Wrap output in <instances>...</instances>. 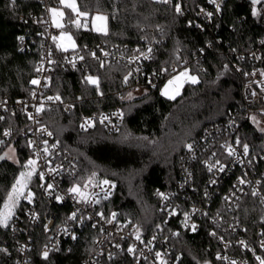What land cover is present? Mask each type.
I'll use <instances>...</instances> for the list:
<instances>
[{
    "label": "trees",
    "instance_id": "obj_1",
    "mask_svg": "<svg viewBox=\"0 0 264 264\" xmlns=\"http://www.w3.org/2000/svg\"><path fill=\"white\" fill-rule=\"evenodd\" d=\"M76 1L90 16L96 10L108 16L105 35L94 30L90 22L84 27L80 20L81 26L77 28L75 23H70L74 21V12L66 8L65 28L73 32L79 47L102 41L107 45L132 47L143 42L150 28L159 31L160 42L154 57L145 63L139 86L133 78L125 80L130 68L123 62L89 63L90 72L98 78V88L86 81V72L81 69L58 65L51 75V92L72 101L82 97L80 109L87 112L124 109L125 121L118 132L107 131L99 124L81 130L78 106L67 112L61 104L53 103L44 110L54 137L63 148L77 156L81 179L91 181L107 176L116 180V192L106 202L108 212L131 220L145 236H149L160 229L166 230L164 223L167 221L159 210L157 190L177 182L188 143L206 126L226 119L230 111L244 112L241 75L233 68L231 50L247 49L264 36L260 2L226 0L219 18L220 28L210 31L199 29L193 21L197 6L205 0L187 1L190 7L187 14L177 12L174 1ZM253 9L256 15H253ZM43 13L41 0H15L14 4L12 0H0V98L18 99L31 94V80L41 56L37 31ZM22 35L27 36L29 43L24 50ZM208 43L213 47H208ZM182 60L199 73L200 79L195 84L186 81L175 99H170L160 88L169 74L163 76L158 72L168 69L172 63L181 65ZM152 81L157 84L153 85ZM138 88L142 92L137 93ZM10 123L16 122L0 120V128ZM262 123L264 125V117ZM241 130L256 150L262 148L264 128L249 119H242ZM15 147V159H0V210L31 154L27 141L20 135L15 139ZM194 165L200 182L204 171L200 165ZM27 203L21 199L11 212L8 226L0 229V264H15L17 243L24 235L22 223ZM43 205L47 204L43 202ZM53 209L60 213L69 208L55 204ZM255 214L252 204H248L241 211V218L252 226ZM170 227L177 228V234L170 236V240L177 249L179 264H216L214 254L218 246L208 228L190 234L175 225ZM30 230L33 241L31 264H81L94 253L97 231L91 226L83 228L78 239L48 253L46 258L41 248L50 231L45 229L43 221ZM97 264L136 262L132 256L123 253Z\"/></svg>",
    "mask_w": 264,
    "mask_h": 264
},
{
    "label": "built area",
    "instance_id": "obj_2",
    "mask_svg": "<svg viewBox=\"0 0 264 264\" xmlns=\"http://www.w3.org/2000/svg\"><path fill=\"white\" fill-rule=\"evenodd\" d=\"M41 1L44 13L39 18L41 27L37 31L41 56L31 80V83L33 80H38L39 83H32L31 94L27 96L18 99L0 98V117H3L0 120L11 119L16 122L0 128V141L3 142L0 143V155L15 159V139L20 135L31 150L30 156L24 162L23 172L32 171L31 167H25L29 160L36 161L35 171L24 188V199L28 201L22 223L24 235L17 243L14 263L31 264L33 241L30 229L43 221L45 229L50 231L41 248L43 254L45 251H57L65 244L69 245L79 238L82 229L87 226L97 231L94 253L81 264H97L123 253L132 256L136 264H179L177 249L170 240V236L177 234V228L170 227L171 224L190 234L208 228L218 246L214 254L216 264H260V260L264 259V143L260 150H256L243 136L241 121L249 119L255 124L263 122L264 36L247 49L231 50L233 68L241 75V102L244 112L239 114L237 111H230L226 119L206 126L196 139L188 143L192 147L189 149L187 145L177 182L157 190L159 210L167 221L164 223L166 230L160 229L145 236L136 223L116 214L113 217L108 212L106 202L116 192L115 179L102 176L90 181L79 177L77 156L63 148L54 137L46 123L44 110L53 103L61 104L67 112L78 106L81 130L94 128L99 124L107 131L118 132L125 121L124 109L117 107L94 112L80 109L82 97L72 101L65 99L60 93L51 92V75L61 65L84 70L85 77L92 76L97 79L90 72V62L101 65L123 62L130 68L126 77L133 78L135 85L139 86L145 63L156 53L160 42L159 31L150 28L143 42L132 47L107 45L102 41L96 45L78 46L65 51L58 47L57 40H53L60 29L53 24L49 12L52 6L59 5V0L53 3L49 0ZM170 1L180 5L182 14L190 11L187 2L189 0ZM225 3L226 0H205V3L199 4L193 19L195 25L201 30H218ZM259 8L264 15V0H260ZM208 13L212 15L209 16ZM85 19L82 17L80 20L85 22L82 23L84 27H88L89 20L86 23ZM22 37L24 50L29 47V43L26 35ZM207 46L213 47L211 43ZM142 53L147 54L148 58ZM181 63H172L168 69L159 70L158 74H169L160 87L162 92L167 82L182 72L187 71L190 76L200 79L199 73L193 71L186 60ZM151 83L154 85L157 81ZM56 96L60 99H48ZM41 106L43 110L38 113L36 109ZM17 115L21 117L17 118ZM85 121H89L90 125L85 124ZM82 124L85 126L81 127ZM6 131L9 133L7 136L4 135ZM245 144L248 146L247 155L243 149ZM45 148L48 149L47 152L44 151ZM229 148L234 150L233 155L228 154ZM194 164L200 165L204 171L200 182L197 181ZM210 165H215L211 171ZM221 165L223 171H220ZM41 173L43 179L40 178ZM104 181L108 183L105 184ZM48 185L52 187L49 188ZM74 187H78L80 192L69 191ZM254 190L256 195H253ZM29 192L32 193L30 200L27 198ZM43 202L47 205H43ZM55 204L66 205L69 209L57 213L53 209ZM248 204H252L256 213L252 226L241 218V211ZM73 213L75 219L70 218ZM193 224L196 225L195 231L192 230ZM129 248L133 251L129 252ZM157 253L160 255L157 256Z\"/></svg>",
    "mask_w": 264,
    "mask_h": 264
},
{
    "label": "snow or ice",
    "instance_id": "obj_3",
    "mask_svg": "<svg viewBox=\"0 0 264 264\" xmlns=\"http://www.w3.org/2000/svg\"><path fill=\"white\" fill-rule=\"evenodd\" d=\"M60 2H61L62 4H65V3H66V0H60ZM161 2H163V3H169L170 0H161ZM213 2H214V0H213ZM258 2H260V0H252V3H253V4H256V3H258ZM12 3L14 4V3H15V0H12ZM66 6L69 7V8H71L73 12H76V13L78 14V16H85V17H86V16L88 15L86 12H80V11L78 10V8H77V6H76V3H75V0H72L71 3H67ZM175 8H176V11H177V12H180V5H179V4H177V5L175 6ZM217 8H219L218 5H217ZM49 12H50V13L52 14V16H53V22L55 23V26L58 27V28H62L63 25H62L61 23L57 22V21L55 20V17H56L57 15L63 17V15H64L63 12H59V11H58L57 9H55V8L49 9ZM208 15L211 16L212 14H211V13H208ZM253 15H256V11H255V9H253ZM94 20L106 21V20H107V17H106V16H102V15H97L96 17H94ZM70 23H75V25H76L77 28H79V27L81 26V25H80V22H79L78 19L75 20V21H70ZM96 30H97V31H101V32H103L105 35L107 34L106 25H105L104 27L97 28ZM63 35H65V34L62 33L61 36H63ZM20 39L22 40L23 37H20ZM57 39H59V37H53V40H57ZM68 39L71 40V37L69 36ZM58 47H61V45H58ZM72 47H75V44H74V43H73ZM63 50L66 51L67 48H64ZM148 52H149V53L151 52V48L148 49ZM92 55H95V54L93 53ZM105 55H107V53H105ZM142 55H144L145 58H148L147 54L142 53ZM80 59H83V57H80ZM262 75H264V73H262ZM181 76H182V77H186L187 80L190 81V82L193 83V84L198 83L197 77H195V76H190V75L188 74L187 71L182 72V73L180 74V76L175 77L174 80H170L168 83H169V84H173L174 81L180 80V77H181ZM125 80H127V77L125 78ZM86 81H87L88 83H90V84L96 85L97 88L99 87V82H98V80H97L96 78H93L92 76H88V77H86ZM32 83H33V84H38L39 81H38V80H33ZM162 94H163V95H169V93H168V91H167V88L164 90V92H162ZM177 94H178V93H177ZM253 95H255V93H253ZM169 98H170V99H175V95H169ZM48 99H49V100H53V99H55V100H59L60 97H59V96H56V97H48ZM42 110H43L42 106H41V107H38V108L36 109V111H37L38 113H39L40 111H42ZM29 118L31 119V116H30ZM0 119H3V117H0ZM105 119H107V117H105ZM253 119H255V118H253ZM85 124H89V125H90V122H89V121H85ZM84 126H85L84 124L81 125V127H84ZM48 134L51 135V133H48ZM4 135L7 136V135H9V133L6 131V132L4 133ZM0 143H3V142L0 141ZM30 143H31V142H30ZM46 143H47V142L45 141V144H46ZM237 143H239V141H237ZM188 147H189V149H191L192 146H191V145H188ZM243 149H244V154L247 155V153H248V146H247V144L243 145ZM13 151H14V150H13ZM44 151L47 152L48 149L45 148ZM228 154H229V155H233V154H234V150L231 149V148H229V149H228ZM5 156H7V153H5ZM4 158H5L4 156H0V159H4ZM9 158H10V157H9ZM218 163H219V161H217V164H218ZM35 164H36V161H34V160H29V161L27 162V164L25 165V167H31V168H32V171H29V172H26V173H25V172H21V173H20V179H17V180H16V183L13 185V187H12V191H11V193L9 194V197H8V202L5 203V209H6L7 211H5V212H0V225H2V226H4V227H7V226H8V220H9L10 217H11V209H12L13 207H15L16 203L18 202L19 197L23 195V190H24V188L27 187V180L30 179V177L33 175V173H34V171H35ZM213 167H215V165H210V166H209V171H211ZM223 170H224V169H223V166L221 165V166H220V171H223ZM40 178L43 179V173L40 174ZM214 182H215V181H213V183H214ZM104 183L107 184L108 181H104ZM241 183H243V181H241ZM48 187L51 188L52 186H51V185H48ZM69 191H70V192H73V193H79V192H80V190H79L78 187L71 188ZM81 195H83V194L81 193ZM253 195H256L255 190L253 191ZM31 196H32V193L29 192L27 198L30 200V199H31ZM58 199H59V197H58ZM114 216H115V214H113V217H114ZM70 218H71V219H75V213H73L72 217H70ZM185 219H186V220L188 219L187 214L185 215ZM195 229H196V225L193 224V225H192V230L195 231ZM212 235H215V233H212ZM73 238H75V237H73ZM137 239H139V235H137ZM241 243H243V241H241ZM262 245H264V242H262ZM132 251H133V249H132V248H129V252H132ZM159 255H160V254L157 253V256H159ZM44 256H45V258L48 256V252H47V251L44 252ZM257 259H260V258L257 257ZM233 264H235V262H233ZM260 264H264V259H261V260H260Z\"/></svg>",
    "mask_w": 264,
    "mask_h": 264
},
{
    "label": "rangeland",
    "instance_id": "obj_4",
    "mask_svg": "<svg viewBox=\"0 0 264 264\" xmlns=\"http://www.w3.org/2000/svg\"><path fill=\"white\" fill-rule=\"evenodd\" d=\"M71 2H72V0H66V3H65V4H62V3L60 2V0H59V5H55V6H52V7L50 8V9L55 8V9H57L59 12H63V14H64L63 17L57 15V16L55 17V20L63 25L62 28H58V27H57L58 29H60V32H59V34H58V36H57V37H59V39H57V43H58V45H61L62 48H67V49H73V48H76V47L78 46L77 41H76V39H75V37H74V35H73V32H72L71 30H68V29L65 28V21H64V18H65V15H66V8H69V7L66 6V4H67V3H71ZM75 3H76V6H77V8H78V10H79L80 12H85V11L81 10V9L78 7V3H77L76 0H75ZM86 13H87L88 15L85 17V16H78V14H77L76 12H74V14H75V17L73 18L74 21L78 19L79 22H80V19H81L82 17H84V18H86V19H85V20H86V23H87V21L89 20L90 25H91V27H92L94 30H96L97 28H100V27H104L105 25H106V29L108 30V16H107V14H106L105 12H101V11L96 10V11H94V12L92 13L91 16L89 15L88 12H86ZM50 14H51V13H50ZM97 15L106 16V17H107V20H106V21L94 20V17H96ZM51 18H52V21H53V16H52V14H51ZM81 22H82V23H85V22H83V21H81ZM81 22H80V23H81ZM53 24L55 25L54 22H53ZM96 31H97V30H96ZM99 32H101V31H99ZM62 33H64L65 35L61 36ZM69 36L71 37V40L68 39ZM73 43L75 44V47H72ZM177 76H180V74L175 75V76L172 77L170 80H174V78L177 77ZM97 79H98V78H97ZM170 80H169V81H170ZM169 81H168V82H169ZM186 81H187V80H186V77H182V76H181V77H180V80L174 81L173 84H169V83L167 82V84L165 85L164 90L167 88V91H168L169 95H175V96H176L177 93H179V92L182 90V88H183V86H184V84H185ZM134 90H135V89H134ZM164 90H163V92H164ZM136 92H137V93L142 92V89H141V88H138ZM131 94H132V93H131ZM131 94H130V95H131ZM169 95H165V96L169 97ZM256 124H258L259 127L264 128L263 123H261V124H260V123H256ZM13 155H14V157H16V156H15V153H13ZM21 172H23V169H22V171H20V173H21ZM20 173L18 174L16 180H17V179H20ZM16 180H15V183H16ZM15 183H14V184H15ZM14 184H13V185H14ZM88 186H90V184H88ZM11 191H12V189H11ZM11 191L9 192V194L11 193ZM8 197H9V195H8ZM8 197H7V199H6V202H8ZM23 198H24V190H23V195L19 197L18 202L16 203L15 207H13V208L11 209V212L14 211V209L17 207V205L20 203L21 199H23ZM6 202H5V203H6ZM5 203H4L3 207H2V209L0 210V212H5V211H7V210L5 209ZM2 228H3V226L0 225V229H2ZM1 234H2V233H0V238L2 237ZM0 254H1V253H0ZM202 264H206V263L204 262V263H202Z\"/></svg>",
    "mask_w": 264,
    "mask_h": 264
},
{
    "label": "water",
    "instance_id": "obj_5",
    "mask_svg": "<svg viewBox=\"0 0 264 264\" xmlns=\"http://www.w3.org/2000/svg\"><path fill=\"white\" fill-rule=\"evenodd\" d=\"M248 1H251L252 2V0H248Z\"/></svg>",
    "mask_w": 264,
    "mask_h": 264
}]
</instances>
